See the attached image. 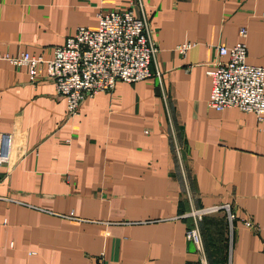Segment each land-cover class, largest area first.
<instances>
[{"label":"crops","instance_id":"0c3cea01","mask_svg":"<svg viewBox=\"0 0 264 264\" xmlns=\"http://www.w3.org/2000/svg\"><path fill=\"white\" fill-rule=\"evenodd\" d=\"M129 1L0 0V56L51 57ZM142 2L160 80L119 81L75 116L52 79L0 59V264H264V114L209 107L206 74L240 27L246 62L264 67V0ZM222 204L235 217L203 216L201 254L186 214Z\"/></svg>","mask_w":264,"mask_h":264},{"label":"built area","instance_id":"2783aa9c","mask_svg":"<svg viewBox=\"0 0 264 264\" xmlns=\"http://www.w3.org/2000/svg\"><path fill=\"white\" fill-rule=\"evenodd\" d=\"M97 18L95 27L78 26L51 57L21 52L0 56V59L16 67L24 66L31 82L37 78L52 79L57 94L65 101L69 117L78 114L85 98L110 91L119 81L136 82L151 77L160 80L157 68L151 69L158 47L142 0H131L118 9L101 10ZM246 33V28L240 27V40L233 46H215L216 57L206 71L211 78L208 105L217 111L237 108L261 118L264 114V67L246 62L247 47L243 40ZM190 46L184 43L176 50L183 55ZM11 146L12 136L0 133V166L10 165ZM175 149L178 153L177 144ZM220 209L225 210L231 224L235 215L228 204L192 208L186 214L192 220L186 238L201 254L203 242L199 223L204 215ZM243 224L253 226L248 218L243 219Z\"/></svg>","mask_w":264,"mask_h":264}]
</instances>
